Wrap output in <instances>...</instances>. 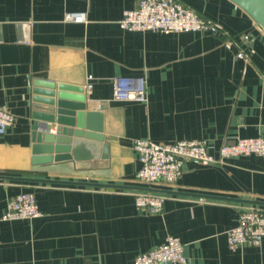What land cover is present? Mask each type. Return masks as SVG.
<instances>
[{
  "label": "crops",
  "instance_id": "0c3cea01",
  "mask_svg": "<svg viewBox=\"0 0 264 264\" xmlns=\"http://www.w3.org/2000/svg\"><path fill=\"white\" fill-rule=\"evenodd\" d=\"M179 1L219 28L124 30L137 0H0V107L15 117L0 134V176L55 180L0 178V264H131L168 235L184 245L177 264H264V238L226 241L241 206H264V156L186 160L171 184L135 180L136 139H205L215 156L238 137L264 139V32L230 0ZM115 76L144 77L146 101L113 100ZM35 80L82 87L86 109L103 114L105 165L32 164ZM139 187L166 196L159 212L136 209ZM20 192L34 194L39 215L3 220Z\"/></svg>",
  "mask_w": 264,
  "mask_h": 264
},
{
  "label": "built area",
  "instance_id": "2783aa9c",
  "mask_svg": "<svg viewBox=\"0 0 264 264\" xmlns=\"http://www.w3.org/2000/svg\"><path fill=\"white\" fill-rule=\"evenodd\" d=\"M66 19H81L82 13L72 12ZM119 26L124 30L180 32L219 28L211 19L200 16L194 9L179 0H137L136 7L122 13ZM229 47V43L225 42ZM85 88L89 90L91 84ZM117 101H146L145 80L141 76H115L112 78V96ZM15 117L0 107V134L14 123ZM133 148L137 152L139 167L135 180L140 185L158 182L174 183L181 174L183 163L193 160L199 163H217L223 159L243 156H264V139L260 137H238L222 143L213 155L205 139H175L155 142L148 138L136 139ZM136 209L159 212L166 196L145 189L133 191ZM36 198L31 192H20L11 196L2 214L3 220L32 218L39 215ZM264 238V206L244 205L238 210L235 225L226 231L229 248L241 245H257ZM185 261L184 245L176 235L134 256L131 264H177Z\"/></svg>",
  "mask_w": 264,
  "mask_h": 264
},
{
  "label": "water",
  "instance_id": "95a60500",
  "mask_svg": "<svg viewBox=\"0 0 264 264\" xmlns=\"http://www.w3.org/2000/svg\"><path fill=\"white\" fill-rule=\"evenodd\" d=\"M230 1L240 7L264 32V0ZM33 85L31 115L37 123L32 131V164L73 160L77 168L105 165L108 145L103 142V114L96 109H86V97L82 87L51 80H35ZM53 124L54 133L50 131ZM0 178L55 181L22 176H0ZM64 182L95 186L110 185L86 181Z\"/></svg>",
  "mask_w": 264,
  "mask_h": 264
}]
</instances>
